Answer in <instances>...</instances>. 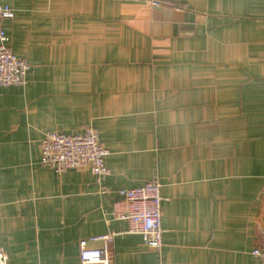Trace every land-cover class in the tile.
Masks as SVG:
<instances>
[{
    "label": "crops",
    "instance_id": "1",
    "mask_svg": "<svg viewBox=\"0 0 264 264\" xmlns=\"http://www.w3.org/2000/svg\"><path fill=\"white\" fill-rule=\"evenodd\" d=\"M0 4L13 11L7 46L28 64L23 86L0 88L5 264H80L79 240L109 233L111 264H260L264 0ZM85 126L108 150L104 193L87 168L39 163L45 132ZM150 180L159 251L114 216L119 190Z\"/></svg>",
    "mask_w": 264,
    "mask_h": 264
},
{
    "label": "built area",
    "instance_id": "2",
    "mask_svg": "<svg viewBox=\"0 0 264 264\" xmlns=\"http://www.w3.org/2000/svg\"><path fill=\"white\" fill-rule=\"evenodd\" d=\"M12 15L10 6L0 4V88L10 85L23 86L28 68V64L14 55L7 46L8 37L3 28V21ZM107 154V148L100 143L98 132L92 126H85L81 132L71 134L47 131L39 144V163L42 166L58 174L68 169L87 168L94 176L101 193L107 191L103 185V180L109 174L105 164ZM119 194L123 198L125 209L116 208L114 216L128 220V232L139 234L145 246L159 251L162 246V229L158 181L150 180L141 186L121 189ZM113 235L102 234L79 240L80 264H111L109 243ZM96 240L102 242L101 247L87 246L88 242ZM251 253L260 264H264V246L254 248ZM5 260V254L0 248V264H5Z\"/></svg>",
    "mask_w": 264,
    "mask_h": 264
}]
</instances>
